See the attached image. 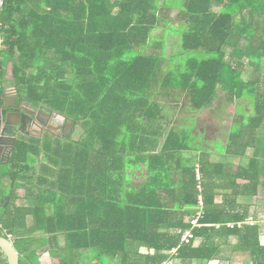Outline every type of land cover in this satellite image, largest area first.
<instances>
[{
  "label": "trees",
  "instance_id": "1",
  "mask_svg": "<svg viewBox=\"0 0 264 264\" xmlns=\"http://www.w3.org/2000/svg\"><path fill=\"white\" fill-rule=\"evenodd\" d=\"M161 24L180 34L186 59L176 67L164 39H151ZM263 62L264 0H3L0 85L11 64L21 102L81 130L77 139L16 140L0 171V237L19 264H42V253L43 264H208L231 237L234 253L264 264L261 227L247 223L250 205L237 203L264 190ZM177 97L195 112L238 115L225 153L252 149L246 165L212 163L204 152L187 159L196 151L190 135L172 130L158 150L165 112L158 98ZM137 162L147 165L138 189L126 181ZM24 185L36 189L31 207L16 203ZM217 191L230 192L221 204ZM199 197L204 214L193 233L201 242L183 245ZM0 264H7L1 251Z\"/></svg>",
  "mask_w": 264,
  "mask_h": 264
},
{
  "label": "crops",
  "instance_id": "2",
  "mask_svg": "<svg viewBox=\"0 0 264 264\" xmlns=\"http://www.w3.org/2000/svg\"><path fill=\"white\" fill-rule=\"evenodd\" d=\"M160 5H162V3ZM171 13L172 14L167 19V21H169L170 23L171 22L175 23L176 22L175 17L177 15V11L173 10ZM162 25H164V24H161V26ZM161 26H159V27H161ZM159 27L156 28L152 32L151 39L155 40V41H161L164 39V43H165L164 44V52H165L166 51V48H165L166 42H168V40L166 39V37H167L166 32L167 31L163 30V34L161 35V39H157V38L155 39L153 37L154 33L156 31L160 30ZM179 45H180V40H179ZM165 57L168 58L167 56H165ZM0 90H1V96H0V106L1 107H5V108L15 107L16 108L17 106H22L25 108V106H30L29 104L21 102L17 96L16 87L12 83L11 64H9L7 69H6V77H5V80L0 85ZM158 102L161 105H163L165 108V112L163 113L164 120H162V122H160L161 127H162V132H161L162 137L160 138V144H159L158 150L161 149L165 138L167 137L168 133L172 130V131H175L177 133H186L187 135H190V137H191L190 142H192L194 144V146L196 147V151L184 153V157L187 159L190 157L191 158L195 157V156L199 155L200 153L204 152L209 156V160L212 163H229V164H232L233 166H239V165L245 166L247 158H250L252 156V155L247 156V154H246V152L248 150H252V149H247L244 157H232V156H229L227 153H225V136L229 130V127L231 125L233 126V121L238 120V118H239L238 115H234L232 118H229V121H226L225 124H217V122H215L211 116H214V115H217L220 113H216V112H213L211 110H205L202 112H195L192 109H190L189 103H187V100L184 97H177L176 99H167L165 102L158 100ZM208 114H210V115H208ZM205 118L211 119L212 123L215 125L214 127L217 126L218 129L220 130L221 134H222L223 142L216 143L215 148H211L209 146V144H206L202 140L204 137H206V129L205 128L201 129L200 126H201V123H203V121L205 120ZM16 120H17L16 117L12 118L13 122H16ZM198 129H199V131L201 130L199 133L197 132ZM261 130H264V129H261ZM32 137L40 138L39 135L18 134L16 140L32 138ZM197 138H200V141H197ZM203 143H205V144H203ZM158 150H157V152H158ZM197 150H199V151H197ZM241 160H243V162ZM3 166H5V165H0V171H1ZM146 172H147V165L141 164L139 162H137L136 164H134L133 166L128 168L127 172H126L127 185L129 187H134V188L138 189L142 185V183L145 181ZM26 188L31 189V190L28 192V190ZM34 192H36V189L30 188L29 185H24L23 187L19 188L17 190V196H18V199L16 202L17 206L18 207H31L33 204L32 196H33ZM226 194H230V192L229 191H217L216 203L221 204V202L223 200V195H226ZM252 198H256V197H252ZM240 199H243V197H240L237 199L238 204L249 205V203H245V201L240 202ZM247 199H249V198H247ZM187 219L188 218H186V220ZM200 242H201V240L197 239L194 244L198 245ZM236 243H237V240H236ZM236 243H235V245H236ZM260 243L262 246H264V244H262V242H261V235H260ZM59 245H60V247L64 246L63 238H59ZM224 246H226V245L223 244L221 246V248ZM139 253L141 255H146V254L152 255V254H155L156 252H154L153 250L149 251L146 248H141ZM217 257H218V255H217ZM89 258H90L89 252H85L82 254V259L84 262H86ZM44 259H49L48 253H44V254L42 253L41 254L40 261L42 264H43V262L46 261V260L43 261ZM116 261H118V259Z\"/></svg>",
  "mask_w": 264,
  "mask_h": 264
},
{
  "label": "rangeland",
  "instance_id": "3",
  "mask_svg": "<svg viewBox=\"0 0 264 264\" xmlns=\"http://www.w3.org/2000/svg\"><path fill=\"white\" fill-rule=\"evenodd\" d=\"M164 1L165 0H159V3L161 4ZM159 29L160 30H158L154 33L153 37L155 39L156 38L161 39V35L163 34V30L167 31L166 32L167 33L166 39L168 40V42H166V47H165L166 51L164 52V55L168 57L167 63L171 67H172V65L175 66L177 64L184 63L186 57L181 56V51L178 47L180 35H179L177 29L176 28L173 29V27H166L164 25L159 27ZM242 45H244V44H242ZM152 52H153V50H151V49L145 50V53H152ZM243 62L245 64H247V60H244ZM261 70L264 73V62H263V67ZM251 73H252L251 68L245 67L243 70L242 78L245 81L248 80ZM158 100L165 102L167 99L158 98ZM244 106H245L246 114L252 113V108L248 103H245ZM239 108H241L240 104L238 105L237 112H239ZM25 109H27L28 111L33 112V113L36 111L37 112L41 111V113L43 112V117H45L44 119H46L47 117H50V115H51L50 113H48L45 109H43L41 107L36 109L32 106H25ZM219 112H220V110L216 111V113H219ZM208 115H210V114H208ZM211 117L213 118V120L215 122H217V124H225L226 121H229V118H230V117H228V113L217 114V115H214ZM62 123H63V120H62ZM70 126H71V123L65 124L66 130H65L64 136H68V129ZM214 126L215 125L212 123L211 119H206V118L203 121V123H201V126H200L201 129L202 128L206 129V137H204L202 140L206 144H209V146L211 148H215L216 143L223 142V137H222L220 130L218 129L217 126L216 127H214ZM61 129H62V125H61ZM200 131H199V129L197 130L198 133ZM80 133H81V130L79 128H76V130L73 133V138L77 139L79 137ZM257 135L259 138L264 137V130L258 131ZM197 141H200V138H197ZM205 143H203V144H205ZM246 154H247V156L253 155V150H248L246 152ZM241 161L243 162V160H241ZM262 182H263V180H262ZM243 201H245V203H249V205H250L249 217L247 220L249 221V219H251L250 224H252V225L256 224V225L261 227V230H262L261 242H262V244H264V190L260 189V193H259L258 197H256V198L240 199V202H243ZM228 226H231V224H229ZM216 227H218V226H216ZM235 243H236V238H234V237L230 238L228 240V242L222 243V245L225 244L226 246L222 247L220 249L218 257L215 258L213 261L209 262L208 264H251L247 255L238 254V253L233 252V247H234ZM45 260L48 261V259H44L43 261H45ZM173 264H177V261L174 260Z\"/></svg>",
  "mask_w": 264,
  "mask_h": 264
},
{
  "label": "water",
  "instance_id": "4",
  "mask_svg": "<svg viewBox=\"0 0 264 264\" xmlns=\"http://www.w3.org/2000/svg\"><path fill=\"white\" fill-rule=\"evenodd\" d=\"M16 108L19 110L4 112L6 108L0 106V161L2 160L0 165H7L9 163L18 134L28 135V132H33L34 128L39 130L40 138L43 134L41 126H45V124L39 120L38 116L33 118L29 115L30 112L22 106H17ZM51 115L52 120L55 117H60L63 122L66 121L65 117L57 113H52ZM13 117L17 118L16 122L12 121ZM73 126L74 124H72ZM56 127H49V130L57 134L61 131V125ZM0 251L3 253L7 264H19V254L8 239L0 237Z\"/></svg>",
  "mask_w": 264,
  "mask_h": 264
},
{
  "label": "built area",
  "instance_id": "5",
  "mask_svg": "<svg viewBox=\"0 0 264 264\" xmlns=\"http://www.w3.org/2000/svg\"><path fill=\"white\" fill-rule=\"evenodd\" d=\"M3 6V0H0V9ZM197 179H199V176L197 175ZM203 209H202V201L201 197L198 199V206L195 207L194 214L187 220L188 225L190 226L189 229L185 230L180 238L181 244L183 245H189L192 242H195V236L193 233V230L196 228H199L200 220L203 218ZM251 219L249 221L247 220V223L250 224ZM240 225V224H238ZM176 249L171 250V252L168 254L169 256H175L176 255ZM173 259H168L164 261L162 264H173Z\"/></svg>",
  "mask_w": 264,
  "mask_h": 264
},
{
  "label": "flooded vegetation",
  "instance_id": "6",
  "mask_svg": "<svg viewBox=\"0 0 264 264\" xmlns=\"http://www.w3.org/2000/svg\"><path fill=\"white\" fill-rule=\"evenodd\" d=\"M50 114H52V113H50ZM29 115L32 116L33 118L35 116H38L39 120H41L43 122V124H45V126L44 125L41 126V128L43 129L42 136L43 135H49V136H59L61 138H67L70 134L74 133L73 127H72V124H71V126L68 129V136H64L65 130H66L65 124H69V122L64 121L62 123V119L60 117H55L52 120V115H50V117H47L46 119H44L45 117H43V112L41 113V111H38V112L36 111L34 113L33 112H30ZM58 125H62V129L57 134L56 133H53V132H51V130H49V127H51V128H54V127L57 128L56 126H58ZM28 133L29 134H32V135H40L39 130H37L36 128H34V131L33 132H28ZM1 161H0V163H1Z\"/></svg>",
  "mask_w": 264,
  "mask_h": 264
}]
</instances>
